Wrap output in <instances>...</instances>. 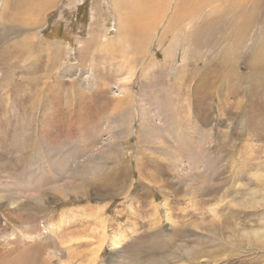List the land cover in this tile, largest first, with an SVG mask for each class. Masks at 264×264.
Wrapping results in <instances>:
<instances>
[{"label":"rangeland","instance_id":"1","mask_svg":"<svg viewBox=\"0 0 264 264\" xmlns=\"http://www.w3.org/2000/svg\"><path fill=\"white\" fill-rule=\"evenodd\" d=\"M261 2L246 34L236 0L206 8L228 24L207 29L223 37L210 53L219 75L247 73ZM116 3L0 0V264H264V86L177 81L190 18L166 30L179 0L130 39ZM154 231L162 261L143 244Z\"/></svg>","mask_w":264,"mask_h":264},{"label":"bare ground","instance_id":"2","mask_svg":"<svg viewBox=\"0 0 264 264\" xmlns=\"http://www.w3.org/2000/svg\"><path fill=\"white\" fill-rule=\"evenodd\" d=\"M247 2H249L250 5H249V7L244 8V6H246ZM195 3H194V0H179V3L177 4L178 5L177 6V10H176V12L174 14V18L168 24L169 27L166 30V31L171 32L174 29V27L176 26L177 21H179L181 19H184V18H190V21L187 24V26L189 25L188 26V29L185 31L188 40H184L185 43L182 46L183 47V64H182V70H181V73L176 77V80L179 81L180 79H182V81H183L184 79L187 80L189 78L190 81L196 80V82H220V83H222V82H224L226 80L227 75L228 74H231L233 80L235 81V83L236 84H240V90L242 92H246V88L249 91V87H251L252 85L255 86L254 87L255 88V93L262 91V88L264 86V83H262V82H264V20L262 21V23L260 25V28L262 29V31L260 33H258L257 36H255L252 39V44L249 46L250 55H249L248 71H247V73H241V72H238L236 69H232V70L228 71V73H226V74H221V75H223V76H221V75H219L220 73H218L212 67L214 63L212 62V60L210 58V53L213 52L216 49V46L218 44H222L223 37L221 35H217V34H215L213 32H207V29L224 28L228 24H226V25L223 26L219 21L209 22L206 19L207 18V15H208V9L206 10V8L209 7V5L211 3V0H199L198 1V4L200 6L198 8H196V6L198 4H195ZM256 3L258 4V6H260L262 2H261V0H236L235 6L238 9L235 10V12L233 13V16L232 17L234 18V20L237 23H240L241 24L240 30H243L244 29V32H243L244 34L249 33L251 31V29H252V23H253V19L254 18L251 19V15H253V14L255 15L256 14V6H255ZM116 5L118 7H119V5H127V6H125V9L127 11V14H124V13H123L124 15L119 14V15H122V16L119 17V15H118L119 18H117L119 20V23L117 22V33H120V32H123L124 34L126 33V36H123L126 39H130V36H128V35H132L134 32H136L140 36L141 31L139 32V30H141L142 28H143L142 33L144 34V37H142V38H145V37L147 38L149 36V34H152L153 31H154V24L157 21V17L158 18H161L159 14L163 10H165L166 7H167L166 0H122V1L120 0V3L119 4L116 3ZM202 5H203V8H200ZM196 9H197V13H195V10ZM123 10H124V7H123L122 11ZM144 11H147V12H149L151 14L154 11L153 12V16H151V14H150L148 17L140 18L139 17L140 13H142V12L144 13ZM123 12H125V11H123ZM118 38H120V37H118ZM244 38L245 37L242 36V44H243ZM131 41L132 40H130L129 42H131ZM142 42H143V40H142ZM93 43H94V46H95V42H93ZM122 43H123V41H122ZM133 43L134 42H132V44ZM138 43H140V42H138ZM87 45H88V50H89L90 49L89 46L91 45V43L90 44L88 43ZM135 46L132 45V47H135ZM145 47H147V46L145 45ZM179 47H180V43H177L176 40L174 39L173 42H172V44L166 50L163 51V54H164V59L163 60H166L167 58H170V55L171 54L169 56H168V54L171 51H173V50L175 51L176 48H179ZM188 47H192V54L190 56L187 54V50H188L187 48ZM86 49L87 48H85L83 50H86ZM95 49H96V46H95ZM229 49L232 50L231 46H229V47L226 46L225 50H223L224 62L225 63H228V64L231 63V61L235 57V56L233 57V56H230L229 55V52H230ZM51 50H52V46H51ZM55 50L56 49H54V51ZM233 51H236V48H234ZM91 56H93V53H90L89 54V58H91ZM81 57H83V56H81ZM108 58L110 60V59H113L114 56L112 58L111 57H108ZM199 60H204L201 66H198L197 65L199 63ZM156 63L157 62L155 61L154 65L148 66L147 67V72L148 71H151L152 68L155 66ZM133 74H134V72L130 73V75L126 79V82L127 83H125V85H124V88L126 90V93L128 92V89H127V87H128V81L131 80V77L133 76ZM141 76H143V75H141ZM215 85H217V84H215ZM216 88H217V86H215V89ZM128 109H129V107H128ZM201 112L204 114V110L203 109H201L199 113H201ZM130 113H131V110L126 113L127 114V116H126L127 117L126 122L129 120ZM117 119L118 120H121L122 119L121 114L119 115V117ZM124 124H125V122H124ZM127 127H129V126H127ZM148 134L150 135V133H148ZM192 141H193V139H192ZM190 146H191V144H190ZM186 147H188V145ZM177 148H179V147H177ZM144 149H146V148L144 147ZM187 150H189V149L187 148ZM143 157H144V155H143ZM205 158H203V159H205ZM123 170H124V168H123ZM144 173H145V171H144ZM114 177L116 178L115 175H114ZM144 179H145V177H144ZM206 182H207V180H204L203 181V183H206ZM139 183H141V182H139ZM201 189H202V186H201ZM207 190H208V188H207ZM177 191L178 190H174L173 192L174 193H177ZM212 192H213V189H212ZM135 195H136V193H135ZM39 205H40V203H39ZM149 235L152 238L149 237L148 235L143 236V244L147 247V252L148 253H153L154 252V248L157 247L156 250H158V252H159L158 255H157L158 256L157 257V260L158 261H162L161 260L162 257H160V256H162V253H163L164 250H162L161 247L163 248L165 246V243L162 244L161 240L160 241L157 240L158 239L157 236H159V233L157 231H154L153 233H151ZM178 235H179V233L177 232L175 234V238L173 239V241H175L176 239H178ZM184 237H185V235H184ZM104 239H105V236H103L100 239H98V241H99V244L98 245H100L101 242ZM109 241H110V245L120 244L119 243L120 237H114V238L110 239ZM183 241H184V243H187V241L185 239H183ZM174 243L175 242L172 243V247L174 246ZM181 247H183V245L180 246V248ZM171 248H169V251H170ZM180 248H178V250H181ZM200 251H201L200 249H197L196 248V250H195V248H191L189 251H187V253H188V255L191 258L194 259V258H197L198 257V252H200ZM183 252H185V250ZM64 264H66V263H64Z\"/></svg>","mask_w":264,"mask_h":264}]
</instances>
